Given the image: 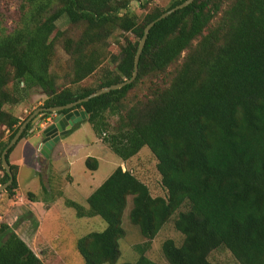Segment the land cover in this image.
<instances>
[{
  "label": "trees",
  "instance_id": "16d2710c",
  "mask_svg": "<svg viewBox=\"0 0 264 264\" xmlns=\"http://www.w3.org/2000/svg\"><path fill=\"white\" fill-rule=\"evenodd\" d=\"M134 1L145 9L154 0H19L15 28L0 22V186L9 181L2 153L23 124L6 107L23 104L33 91L46 96L39 108L63 107L131 79L146 26L187 0H170L167 10L152 9L143 20L130 11ZM62 20L67 27L58 30ZM118 31L136 40L126 39L113 55L109 40ZM59 45L69 57L64 66L57 65ZM107 60L115 67L97 85L82 86ZM151 76L160 79L152 96L129 100ZM74 109L88 115L82 123L122 161L149 148L166 192L153 196L120 166L87 198L88 208L66 200L79 219L99 217L107 225L77 240L84 264L118 262L129 198L130 221L147 240L133 264H158L146 253L176 214L184 241L163 242L168 264H213L210 254L220 248L240 264H264V0H195L152 28L131 85ZM18 143L7 155L10 200L19 188L9 161ZM85 165L99 167L95 158ZM19 224L0 225V264H44L16 233Z\"/></svg>",
  "mask_w": 264,
  "mask_h": 264
},
{
  "label": "rangeland",
  "instance_id": "374dc122",
  "mask_svg": "<svg viewBox=\"0 0 264 264\" xmlns=\"http://www.w3.org/2000/svg\"><path fill=\"white\" fill-rule=\"evenodd\" d=\"M169 5L170 0H154L148 8L143 9L141 8L139 2L134 1L131 3L130 11L136 13L141 20H143L144 16L150 10L155 8L167 10ZM19 7V0H0V22L2 27H4L7 31H11L15 28L19 19ZM65 26V20L60 21L58 24V30H65L67 27ZM126 39H131L133 41L136 40L132 33L126 34L119 31L115 32L109 40V52L113 55H119L121 47L126 43ZM57 57L58 66H64L69 58L61 45L57 48ZM114 67V65L110 64L109 60L105 61L98 69V72L86 79L81 85H97L98 78L104 73V70L113 69ZM59 72L62 73V70ZM159 80L160 79H157L155 76L148 77L129 94V100L134 99L135 96L141 99L151 97L153 89L152 83H158ZM45 99L46 96L42 93L33 91L30 93V97L26 102L18 107H6V109H21L23 114L24 109L36 106L32 109L31 113L22 115L23 120L25 121L31 116V114L43 105ZM40 102H42V105L39 106L38 104ZM115 122L116 119L111 120V123ZM90 133V137L82 135L77 141L90 142V144L93 141L95 142V133L92 129L90 130ZM88 150L90 155L94 154L95 157L99 156L101 159L100 168L94 174L87 170L84 163L78 164L74 169V182L69 181V179L67 180V175L64 176L63 174L58 173L59 183L57 182L56 185L49 186L46 181V177H42V182L40 183V177L48 175L47 172H44L43 175L42 173L40 175L38 174V181L34 184V187L31 188V192L36 195V201H30L28 198L26 206L35 205L34 208L37 210L38 214L43 217L42 219L44 220V223H42V231L40 233L41 236H37L35 242L31 239L30 245L31 249L42 259V261H44V264H84V260L76 247L77 240L92 232H101L107 225L99 217L79 219L76 216L75 210L67 207L65 201L70 199L85 208H88L86 202L87 196L92 193L93 190L99 188L117 167L121 166L124 171H130L132 174L141 179L149 186L153 196H166V192L161 186V178L157 171V160L152 155L149 148L145 147L137 156L127 162L119 159L108 148L104 149L95 147L89 148ZM82 153L83 155H87V150H84ZM25 174L26 177H28L27 181L32 180L30 174L27 175V172H25ZM2 176L3 172L0 171V181ZM22 186L24 188V185ZM50 189L52 191H50ZM44 191H47L48 194ZM56 192L62 193L63 196L58 199L55 196ZM22 194L26 199V190ZM13 200L15 204H12ZM13 200L9 199L6 192L0 194V225L2 223H10L14 226L17 222L21 223L22 219L19 211L21 206H23V203L17 195ZM132 207V198H129L128 206L124 212L122 222L125 236L119 241L121 256L116 264L136 263L139 258L136 248L143 247L147 243V240L141 235L139 228L133 225L130 221L129 214ZM12 208H16L17 210H15L18 213H12ZM182 210H184V208H182L181 211ZM176 217L177 214L172 217V220L151 242V247L146 253L148 258L158 264H168L161 249L165 240L173 239L178 246H180L184 241V237L174 228V219ZM15 218L17 219L15 220ZM20 235L22 234L20 233ZM209 259L213 264H240L233 254L225 248L213 251L210 254Z\"/></svg>",
  "mask_w": 264,
  "mask_h": 264
},
{
  "label": "crops",
  "instance_id": "0c3cea01",
  "mask_svg": "<svg viewBox=\"0 0 264 264\" xmlns=\"http://www.w3.org/2000/svg\"><path fill=\"white\" fill-rule=\"evenodd\" d=\"M38 105L39 106L42 105V102H40ZM35 107L36 106L24 109L23 114L31 113L32 109H34ZM9 111H11L14 114V116L19 118L22 122L24 121L22 117L23 114L21 112V109L17 110V108H14ZM45 127H46V123H40L39 125H36L34 121L32 123V128L29 131V135L18 143V145L13 150V152L10 154V158H9L10 164L18 168L17 180H18L19 188L17 190V197H20L21 202L23 203V206H21V209L19 211L22 221L19 224L18 226L19 230L17 229L16 233L27 243V245L30 248H31V245H30L31 239H33L35 242V239L37 238V236L39 237L42 231V223H44V220L42 219L43 217L40 216L37 210L34 208L35 205L28 206V207L26 206L29 193L34 195L33 199L31 200L29 199V200L36 201V195L33 192H31V188H33L34 184L37 183L38 174L40 175L42 173L43 175L44 172L48 173L47 176L43 175L40 177V183L42 182L41 180L42 177H46L47 178L46 181L49 186L56 185L57 182L59 183V174H63L64 176L67 175L66 177L67 180L70 179L69 181L74 182L75 167L78 164H83V163L85 164L88 158H95L99 163L98 169L100 168V160H101L100 157L99 156L95 157L94 154L90 155L88 149L95 148V147L104 148V149L107 148L102 143V141L96 136V134L94 135L95 142L93 141L91 143L92 145L90 144V142L77 141L78 139H80L82 135L83 136L85 135L87 137L91 136L90 130L92 129V126L88 122H84L71 135H67L66 137L61 139L53 147L48 157H45L38 150L39 145L42 142L41 131ZM33 129L35 130L33 131ZM84 150H87V155L85 154L83 155L82 152ZM25 172H27V175L29 174L31 175L30 177L32 178V180L27 181L28 177H26ZM89 172H91L92 174L95 173L92 171H89ZM22 185H24V188ZM25 190L27 194L26 199L24 198V195L22 194L25 192ZM50 191L52 190L50 189ZM44 192L48 194L47 191H44ZM92 193H90L89 195L87 194L88 195L87 198ZM55 196L58 199H60L63 196V194L60 192L59 193L56 192ZM12 204H15L14 200ZM16 208L14 209L12 208L11 212L17 214L18 212L16 211L17 210ZM16 219L17 218H15V220ZM8 225L12 226L10 223H8ZM20 233L22 235H20Z\"/></svg>",
  "mask_w": 264,
  "mask_h": 264
},
{
  "label": "water",
  "instance_id": "95a60500",
  "mask_svg": "<svg viewBox=\"0 0 264 264\" xmlns=\"http://www.w3.org/2000/svg\"><path fill=\"white\" fill-rule=\"evenodd\" d=\"M194 1L195 0H187L183 4L178 5L175 8L163 13L158 19H156L155 21H153L152 23L146 26L144 33H143V37L140 41V44L137 50L135 64H134V73L131 79L123 83H119L117 85L104 88L70 105L63 106V107H53V108H39L33 114H31V116L23 122L18 132L15 134V136L12 138V140L9 142V144L7 145V147L4 149L2 153V156H1L2 165L9 175V181H7L5 184L0 186V194L5 192L13 184V181H14V177H13L10 165L8 164V161H7V155L9 151L20 141L24 131L26 130L27 126L30 123H33L34 121L36 125H39L40 123H46V127L42 129L41 131L42 142L39 145L38 150L42 155H44L45 157H48L53 147L61 139L66 137L69 131H71V129H73L77 124L82 123L83 121L88 119V115L84 111H80L74 108H76L78 105H81L85 102L90 101L91 99L97 98L111 91L118 90L128 85H131L138 77L140 58H141V55L143 53V50L145 48L147 39L149 37V34L152 28L158 22L168 18L170 15L174 14L175 12L179 10H182L188 7ZM66 110H71V111L66 114L64 113V111ZM34 130L35 129H33V131Z\"/></svg>",
  "mask_w": 264,
  "mask_h": 264
}]
</instances>
